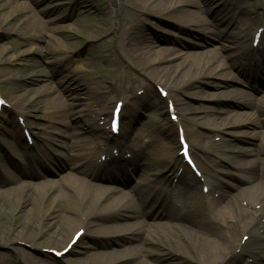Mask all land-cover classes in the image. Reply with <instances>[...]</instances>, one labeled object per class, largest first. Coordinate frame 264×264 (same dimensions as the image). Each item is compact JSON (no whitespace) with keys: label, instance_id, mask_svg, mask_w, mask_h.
<instances>
[{"label":"bare ground","instance_id":"bare-ground-1","mask_svg":"<svg viewBox=\"0 0 264 264\" xmlns=\"http://www.w3.org/2000/svg\"><path fill=\"white\" fill-rule=\"evenodd\" d=\"M32 1L35 0H29V2ZM213 1L215 0L112 1L116 16H110L107 19L106 28L116 26L118 39L117 43L111 46L112 51H110L117 57L112 58V56L110 63L119 67L125 64L132 69L142 71L149 84L143 86L145 88L143 96H135L131 100L132 104L125 103L122 106L121 118L127 120L122 125L124 134L114 143L112 149H108L109 151L103 149L106 147V142L101 141V133L97 131L104 126L109 115V107L102 102L90 106L93 118L89 120L86 118L88 106L83 103V98H77L75 107L63 98L66 87L79 86L76 76H70L65 81H57L58 88H55L51 82L45 87H37L34 90L36 97L33 99H24V94L10 98L7 119L9 129L5 134L20 147L22 137L19 129L23 127L33 136L41 137V147L36 152L20 147L21 157H25L28 163L23 168L17 162L9 160L4 151H0L1 169L4 163L9 166V170L2 169L4 174L0 173V217L12 216L15 221V225L7 227L5 222L0 220V246L6 244L25 246L28 250L16 249L19 258L24 261L36 258L40 264H43L44 260L37 256H47L48 253L42 251L44 246L41 244H54L59 249L66 247L68 242H64L66 235H62V232L75 226L84 230L83 238L87 237L93 241H96L99 236H108L117 240L135 239L139 242L130 247H124L120 255L115 257H112L109 252L97 254L96 258H100L98 260L100 264H120L124 262L121 258L132 260L134 264H155L154 261L158 257L170 251L172 254L178 252L180 256L189 252V256L195 259L197 264H236L238 260H243V264H259L264 261V186L262 187L264 158H258V156L242 158L245 156L243 154H254L256 147H261V151H264V131H261L264 124V106L260 105V101L257 103L255 97L249 92L254 90V80L238 74L241 78L236 76L232 70L237 62H226L227 58L224 55V52L234 50L237 60H240L239 67L242 63L246 65L253 60L264 63L261 58L264 57V51L259 52L257 56L242 42V37L247 30L254 31L256 26L264 23V0H218L221 2L220 9L226 11V17L228 16L225 19L236 18L231 24L233 31L222 30L221 22L215 12L209 18L201 15L203 12L208 14V4ZM35 2L38 4L40 1ZM47 7L38 11L46 16V20H43L34 14L35 10L31 9V5L27 2L0 0V11L3 12L0 13V26L4 27L3 23L6 22L13 23L16 15L27 13L29 22L33 25L34 34L31 37H25V40L42 41L47 38L44 46L30 44L27 49L19 50L16 54L9 55L5 48L0 47V62L13 64L17 59L30 58V56L32 60L35 54H40L42 58L54 56V59L61 55L62 57L57 59L55 64L70 60L76 68H84V64L78 58L70 56L59 37L47 35L48 32L59 35L63 33V38L68 40L79 39L82 34L70 30L68 26L60 27V29L48 26V24L54 25L61 18L58 11L56 12L61 5L51 10ZM15 10H18V13L9 17V14ZM135 13L140 16L165 14L181 26L203 27L207 30L205 34L208 33L211 39L221 40L227 45L220 43L218 48L194 52L183 51L181 45L178 48L159 46V39L143 32L145 24L143 26V23L123 19ZM112 18H115L117 25H110ZM19 21L21 24L18 28L23 29L25 22L22 18ZM142 21L145 22L144 19ZM103 22L105 21H99L100 28L104 26ZM198 37L202 38L204 35H198ZM103 50L100 51V55L93 53L92 59L95 62L105 57ZM36 63H29L26 59L22 64L25 66L23 71L24 74L26 73L25 77H29L31 72L32 77L29 80H32L33 84L40 80H49L51 75L40 70V63ZM249 71L254 77L258 75L255 74V69L249 68ZM104 77V74H100V78ZM119 78L115 76L116 81ZM203 78L217 79V83H211L212 88L215 89L225 88L228 84H238L242 89L227 90L225 88L220 92L226 97L233 96L234 103L241 105L246 111L232 113L233 120L230 121L228 115L231 113L224 108L193 106L185 102L182 96L186 95L213 100L215 104L222 102L217 98L218 95L213 92L214 90L207 93L198 87H190L189 92L185 91L188 82L192 83ZM108 83H110L108 78L100 80L96 93L100 95V91L110 90ZM160 87L174 93L162 97L158 91ZM16 90L18 89L13 87V92ZM111 93L118 97L117 101L122 99V93L119 90L112 89ZM47 95L49 96L42 102L47 104L48 117L45 124L38 125L30 119L26 108L39 96ZM168 103L179 115L176 123L170 119ZM79 105L82 106L80 111L82 114L74 118V109ZM41 106L42 103L38 109H41ZM112 108L113 106L110 107ZM138 108L146 109L151 114L159 116V120H152L150 128L155 134L167 135L172 144H174V133L178 134V127L183 126H185L183 127L184 135L191 147L201 138L205 139L203 142L206 145L209 142L210 145L207 146L209 150L204 151L202 155L196 154V161L201 167V178L196 177L181 165L179 155L175 157L173 163L165 162L164 170L158 168L161 163L157 159H151L149 163H138L139 158L144 159L145 156L137 148L139 139L134 138L130 144L127 143L129 138L127 131L133 122L134 111ZM255 111L263 115L262 121L253 114ZM222 114L227 117L220 119ZM18 118H21L20 121ZM198 122L203 128L214 131L216 136L222 135L221 141L210 143L211 136L196 129V126L200 125ZM229 136L237 139V143L233 144L229 139H223ZM151 138L152 142L157 143L156 135H151ZM243 138H246L251 145H238ZM55 144L61 148L60 151L53 149ZM113 149H117V156L114 155ZM125 153H130L132 157L125 158ZM49 154L54 155L58 172L65 171V174L57 179H46L43 173L40 174L41 180L31 183L29 179L36 175L33 170L34 165L42 163L43 159L50 162ZM156 155L164 157L165 160L168 157V153L160 150H157ZM210 155L212 157H208ZM87 162L95 164L91 172L84 167V163ZM138 166L141 167L140 178L131 188L134 193L136 190V194L134 198H128L119 187L126 185L125 177L129 174L133 175ZM18 167H20L19 174H15L13 170ZM230 167L253 168L255 174H249L245 178L247 185L244 188L233 192L224 183L227 181L226 178H233L234 172L230 170ZM179 168H182V171L178 174ZM66 170L75 171L78 175L72 172L66 173ZM150 177H153L151 181ZM175 178L177 182L173 184ZM33 184L36 185V192L40 190L43 193L40 205L37 202L39 197L32 198L29 193L31 191L27 190ZM232 186L235 185L232 184ZM203 187H207L206 193H203ZM45 199H49L50 202ZM5 200L10 201V204ZM13 200L17 204L23 203L24 206L21 204L14 207L11 203ZM58 202L62 204V212L56 220H50V214L54 210L53 205ZM27 205H31L36 211H30ZM40 206L43 208L41 209ZM155 209L161 212L156 214ZM154 211V215L161 216L162 213L160 221L152 224L144 220L140 221L141 217ZM115 217L118 223L109 225L108 223L113 222ZM58 218H61L62 225L55 223ZM139 232L144 235L139 237ZM240 234L248 235L246 242H240L238 236ZM47 247L54 249L52 246ZM139 256L145 257L146 260L141 261ZM180 256H174V260L168 264H180L182 261ZM88 258L85 260L87 264H95L94 261L91 262L93 259ZM9 263L7 258L0 260V264ZM32 263L33 260L29 264Z\"/></svg>","mask_w":264,"mask_h":264},{"label":"rangeland","instance_id":"rangeland-1","mask_svg":"<svg viewBox=\"0 0 264 264\" xmlns=\"http://www.w3.org/2000/svg\"><path fill=\"white\" fill-rule=\"evenodd\" d=\"M16 1L29 3L31 5V9L33 8L35 10L34 14H36L37 17L43 20H46L45 18L46 16L43 13L38 12L40 9L48 6L47 9L51 10L53 7L61 5L60 8L56 9V12L58 11V14L61 16V18L58 19V21L54 25L48 24V26L59 27L58 29H60V27L66 28L68 26L70 27V30L75 31L78 34L81 33L82 37L79 39L70 38L67 40L63 38L64 36L63 33H60L59 35L57 33L48 32L47 35L59 37L66 46L70 56L78 58L84 64V68L83 69L76 68L70 60H65L62 61L60 64H55L57 59L62 57L61 55L57 56V59H54V56L42 58L40 54H35V56H32V60L30 56V58L27 57V58L17 59V61L13 64L0 62V95L6 101L7 104L6 110L2 111V116L0 120V150L2 149L6 151L8 154V158L11 159V155L12 157L14 156L16 158H19L18 155L19 153L13 151V146L15 145V143L9 136H7V134H5V132L9 129V126L7 124V119L9 115L8 110L10 109L9 101L12 96H18L20 94H24V99H33L36 97V93L34 90L37 87H45L49 85V83L51 82L54 84L55 88H58L56 84L57 81L60 80L65 81L70 76H76L77 78L76 81H78L77 83L79 84V86L75 87L74 85H71L66 87L63 93V98L68 103L72 104L73 107L77 105L76 100L78 97L83 98L82 100L83 103L87 104L88 106L86 110V118L91 120L93 118V114L91 113L90 106H95L99 102H102L103 104H106L109 107V111H110L111 104L117 99L115 94L111 93L112 89H116V90L120 89L122 95L124 96V98H126V102H129L132 99V97H135L136 95L141 97L145 94V88L143 86L149 84V81L143 75L142 71L137 69H132L125 64H122L119 67L110 63V58L112 56H113L112 58L117 57L115 53H111L110 51H112L111 46H114L117 43V39H118V29L116 26H113L115 24L117 25L115 18H112L110 20V25L113 27H111L110 29L106 28L107 19L110 16L111 17L116 16V9L114 5L111 4L113 0H50V1L38 0L40 1L38 4H36L35 2L36 0L32 2H29V0H16ZM218 5H220L218 4V0L213 1V3L208 4V15L206 13L204 14V12L201 13V15L205 18L207 17L209 18V16L212 15L213 11L216 10L215 15L216 17L219 18L218 20L221 22L220 25L222 30L224 29L231 30V24L235 21V18L228 20L226 23L223 22L221 18H223L224 12L220 11L221 9L217 10ZM60 9L62 10L60 11ZM61 12L62 14H60ZM0 13L3 12L0 11ZM16 13H18V10L11 12L9 14V17L15 16ZM141 16L138 13H135L131 16H128L127 18H123V17L122 18L127 21H133L135 23H143V26L145 24V29L143 32L146 35H151L159 39L158 40L159 46H172L178 48L181 45L183 51L194 52V51H202V50L218 48L220 46V43L226 44L221 42V40L216 41L214 39H211L210 36L207 35L208 33L205 34L207 30L204 29L203 27L181 26L179 23H177L175 20L171 19L165 14L162 16H154V15H141ZM20 18H22L23 21L25 22L23 29L18 28V25L21 24V21H19ZM14 19L15 20L13 23L6 22L3 23L4 27L0 26V47L5 48L9 52V55L16 54V52L19 50L27 49L30 46V44H34V45L37 44L40 46L45 45V41H47V38H45L42 41H36L35 39L31 41L25 40L26 39L25 37H31L34 34L33 25L29 22L30 19L27 16V13L16 15ZM142 19H144L145 22H143ZM102 20H104L105 22H103L104 26L100 28L99 21ZM1 28H3V30ZM100 29L103 30L100 31ZM198 35H204V37L201 38L198 37ZM102 50H103V55L105 57L101 61L95 62L92 59L93 53L100 55L101 54L100 51ZM228 54L229 56H227ZM118 55L121 56L120 54ZM224 55L227 56V58L229 57V59L231 60L234 53L231 50H228L224 52ZM26 59L28 60L29 63H36L37 61H39L37 63H40L39 64L40 70L42 69L47 74L51 75L49 77V80H40L38 81V83L33 84L32 80H29V78L32 77L31 72L29 73V77H25L26 73L25 74L23 73L25 66L22 64L25 63ZM111 61H113V59H111ZM100 74H104L105 77L100 78ZM115 76H119L120 78L116 81ZM106 78H108L110 81V83L107 84V86L110 87V90L105 89L102 92L100 91V95H99L96 93V88L99 85L100 80L102 79L106 80ZM217 82L218 80L214 78H203L198 81H193L192 83L188 82L189 84L186 87L185 91L189 92L191 90L190 87H198L200 90L207 93L210 90H214L213 92L217 93L218 95L217 98L220 101H222L220 104H215L213 100L202 99L199 97L196 98L191 95L182 96V98L184 99L185 102L193 106L205 105L211 107L218 106L220 108H224L230 111L231 114L228 115V119L231 121L233 120L232 113L246 111V109L234 103L233 102L234 99L232 98L233 96L226 97V95H222L220 91L225 88L228 90L229 88L241 89V87H239L238 84H234V85L228 84L225 85V88L224 87L219 89L212 88L213 86L211 85V83L213 84ZM13 87L18 90L13 92ZM167 92L170 94L174 93V91H170V90H167ZM252 95L255 97L257 103L260 101V105L264 106V101H261L264 100V87L260 88L258 91L256 90L255 92L252 93ZM48 96L49 95H47L46 97L39 96L34 102H32L28 106V108H26V111L30 115L29 116L30 119L38 125H42L46 123L49 109L48 107H46L47 104L42 101ZM40 103H42V106L41 109H38ZM81 108L82 106L79 105L77 106V108L74 109V115H73L74 118L81 116L82 114L80 112ZM134 112L135 113L133 114V119H135V121L132 119L133 124L132 127L130 128V132H131L130 136L138 138L140 142H147V144L144 146V151L147 153L146 161L147 160L149 161L150 160L149 158L154 157L152 154L153 153L155 154V151L157 150L158 147L161 149L162 152L168 153L167 160L172 161L175 157V153L177 152V148H178V145L176 144L177 143L176 133H174V144H172V142L169 140V137L167 135L155 134L151 130L150 124L152 120L153 119L159 120V116L157 114H151L148 110L142 108H138ZM253 114L259 118L262 116L259 112L256 111ZM189 116L190 114L188 115V117ZM224 117L227 116H225L224 114L220 115V119H223ZM198 124H200L196 126V129L198 131H200L203 134L211 136L212 139L210 143L213 142L219 143L221 141L220 138L222 137V135L217 134L216 136V134H214L215 133L214 131L212 132L211 130L203 128L201 126V123L199 122ZM104 128L105 129L102 128L97 129L99 133L102 132L101 133L102 140L106 138V127ZM188 128H190L189 125ZM263 128L261 129L262 132L264 131ZM77 131L80 130L77 129ZM147 132L149 134H147ZM19 133L22 136L21 130H19ZM154 134L158 139L157 143L148 144V142L151 140L149 136L150 135L155 136ZM38 137L40 138V136ZM223 139H229L231 141L230 143L233 144L237 143V139L233 138L232 136ZM204 140H205L204 138H201L200 141L197 142L196 147L192 149V152L197 154H202L200 152L209 150V147L207 146H209L210 144H208L209 142H207L206 145V143L203 142ZM24 143L25 140L22 136L20 145L24 146ZM40 145H41L40 140L36 139L34 148L38 149ZM238 145L250 146L251 144L249 141H246V138H243V140H241V142L238 143ZM254 146L256 147V145ZM53 149H57L59 151L60 147L55 144ZM31 150L34 151V149ZM243 155L245 156H242V158H246V157L251 158L253 156L251 153L248 154L249 156L246 154ZM208 157H212V156L210 155ZM163 160L165 159L162 158L160 161L163 162ZM141 163H143V160L141 161ZM44 169H48L46 170L47 178L57 179V177L65 174L64 172L57 173L56 170L54 168L52 169L51 167L50 168L46 167ZM230 170L234 171L232 168ZM40 171L41 170L39 169V172ZM0 172L3 171L0 170ZM138 175H139V170H136L133 176L128 179L127 181L128 186H126V189L129 186L133 185L134 183L138 182L139 180ZM226 179L227 181H225L224 183L230 186L234 191H236L235 187L241 188L244 187V185L246 184L245 181L241 180L242 177L231 178V179L228 177ZM37 180H38L37 178H32V180L30 181L31 183H33ZM232 184H234L235 186L234 187L231 186ZM31 186L27 190L31 191L29 193L31 194L32 198L39 197L37 199V202L40 205V202L43 200V193H41L42 191L40 190L37 192L35 191L36 185L33 184ZM124 192L125 194L132 195L131 193L128 192V189L125 190ZM45 201L50 202L49 199H45ZM5 202L9 203L10 201L5 200ZM11 203L14 207L16 206L18 207L21 204L22 206H24L23 203L17 204L15 200H13ZM26 207L30 211L33 212L36 211V209H34L31 205H27ZM53 207L54 210L52 214H50L51 217L50 220H56L57 216L60 215L63 209L62 204L59 202L53 205ZM40 208L42 209L43 207L40 206ZM116 218L117 217L114 218L113 222H110L108 224L116 225V223H118ZM60 219L61 218H58V221H56L55 223L62 225L63 222ZM0 220L3 223L5 222L7 227L15 225V221H13L12 216H6V217L1 216ZM145 228L149 229V227L147 226H145ZM76 230L77 227L75 226L69 228L68 230L65 229L62 232V235H66L64 237V242H66L71 237L72 233ZM142 234L143 233L139 232V237H141ZM238 236L240 237L241 234ZM96 239H97L96 240L97 243H94L92 240H90L87 237L86 238L81 237L76 243V245L72 247L69 254L65 255L64 257H61L60 259H55L51 255H47V256L41 255L37 257L38 258L41 257L45 260L44 262H42L43 264H87L85 262L87 257H89L88 258L89 260L93 259L91 262L94 261L95 264H100L98 261L100 258L98 257L96 258L97 254L99 253L103 254V252H109L112 255V257H115L118 254L120 255V252L123 251L124 247L127 248L139 243L135 239L117 240V238L113 239L108 236H99ZM41 245L44 246L42 249L44 252L46 250L45 248H48L47 246L55 247L54 244L50 245L47 243H42ZM17 248L28 250V248L25 246H17V245L15 246L12 244L11 245L6 244L5 246H0V260L7 258L8 262H10L9 264H29L33 260L32 264H40V262L36 258L30 259L31 261L30 260L24 261L21 258H19L16 252ZM55 248L57 249L58 247ZM174 254L180 256L178 252ZM174 254H172L171 251L162 254L154 261V263L168 264L174 260L173 258L174 256H176ZM1 255H5L6 257H2ZM189 255H190L189 252H187L186 254L185 253L182 254L180 256L182 258L180 264H184V263L197 264L196 260L190 257ZM139 258L141 259V261L146 260V258L143 256H139ZM121 259L124 262L120 264H134V261L132 260L131 261L127 259L124 260L123 258ZM88 264H93V263H88Z\"/></svg>","mask_w":264,"mask_h":264},{"label":"snow or ice","instance_id":"snow-or-ice-1","mask_svg":"<svg viewBox=\"0 0 264 264\" xmlns=\"http://www.w3.org/2000/svg\"><path fill=\"white\" fill-rule=\"evenodd\" d=\"M77 235H79V234H77Z\"/></svg>","mask_w":264,"mask_h":264}]
</instances>
